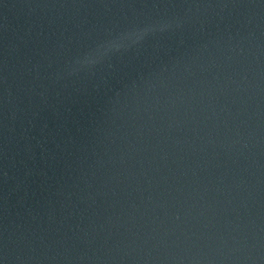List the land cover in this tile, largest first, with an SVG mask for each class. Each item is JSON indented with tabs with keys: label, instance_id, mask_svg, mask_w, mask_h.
I'll return each instance as SVG.
<instances>
[{
	"label": "water",
	"instance_id": "1",
	"mask_svg": "<svg viewBox=\"0 0 264 264\" xmlns=\"http://www.w3.org/2000/svg\"><path fill=\"white\" fill-rule=\"evenodd\" d=\"M0 264H264V0H0Z\"/></svg>",
	"mask_w": 264,
	"mask_h": 264
}]
</instances>
